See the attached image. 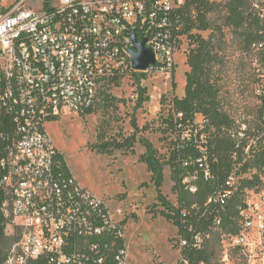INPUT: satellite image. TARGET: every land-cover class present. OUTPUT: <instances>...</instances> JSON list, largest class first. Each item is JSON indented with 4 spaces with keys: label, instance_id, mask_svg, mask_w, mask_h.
Masks as SVG:
<instances>
[{
    "label": "built area",
    "instance_id": "built-area-1",
    "mask_svg": "<svg viewBox=\"0 0 264 264\" xmlns=\"http://www.w3.org/2000/svg\"><path fill=\"white\" fill-rule=\"evenodd\" d=\"M190 1L61 0L33 8L35 0H0V232L14 239L3 264H130L126 217L81 185L47 124L94 107L106 79L172 77ZM254 9L264 17L259 2ZM134 35L155 54L144 72L133 68ZM231 194L209 203L225 204ZM248 209L241 234L227 239L254 253L246 234L256 230L263 239L264 216H247Z\"/></svg>",
    "mask_w": 264,
    "mask_h": 264
},
{
    "label": "rangeland",
    "instance_id": "rangeland-1",
    "mask_svg": "<svg viewBox=\"0 0 264 264\" xmlns=\"http://www.w3.org/2000/svg\"><path fill=\"white\" fill-rule=\"evenodd\" d=\"M14 1V0H12ZM46 1L56 5L61 0H35L33 8H39ZM259 2L264 11V0ZM264 13V12H263ZM225 14V11L222 12ZM212 15V17H216ZM222 21H220L221 23ZM225 42L218 51L219 63L212 67V77L220 86L222 110L236 121V131H247L250 137L262 134L261 107L264 97V55L263 49L253 44L246 49L242 31L225 27ZM211 32L202 33L208 38ZM182 48L176 54V72L172 77L147 75L142 86L147 89L148 101L138 107L139 93L135 75L128 74L117 83L101 85L94 113L66 112L60 118L50 121L47 130L63 160L69 166L81 185L94 195L104 199L112 211L126 217V245L130 264H179L182 260L181 237L179 230L163 216L165 209L158 201V193L152 183V175L142 162L145 147L139 142L145 138L158 151L163 163L170 158V143L178 134H164L167 119L175 97L183 98L186 88V73L190 71L187 56L190 40L184 37ZM105 84V83H104ZM105 93L110 96L105 99ZM201 125L203 118L197 117ZM134 124L140 129L136 131ZM144 128L146 130L142 131ZM136 134L138 142L135 154L127 155L115 151L112 155L99 154L94 148L112 140L122 141ZM190 137L189 132L184 137ZM253 173L238 174L234 177L236 185ZM263 185L258 190L246 193L249 209L247 216H264ZM171 169L164 166L163 195L173 205L178 206V197L173 191ZM224 238V237H223ZM252 249H234V243L225 239L221 243L220 264H264V251L260 234L252 230L246 234ZM11 243L6 246V250Z\"/></svg>",
    "mask_w": 264,
    "mask_h": 264
},
{
    "label": "trees",
    "instance_id": "trees-1",
    "mask_svg": "<svg viewBox=\"0 0 264 264\" xmlns=\"http://www.w3.org/2000/svg\"><path fill=\"white\" fill-rule=\"evenodd\" d=\"M216 13V17H212ZM181 15V36L187 37L191 46L187 56L190 71L186 73L184 97L173 99L169 115L163 120L166 127L164 134L174 133L178 136L170 143V158L166 163L161 161L151 142L141 138L139 142L146 149L142 162L152 175L158 201L165 209L163 216L178 228L180 242H188L187 246L181 243L182 260L179 264H220L222 240L239 236L243 229L241 213L248 209L247 191L258 190L263 185L264 131L254 135V138L247 131L243 132V136L236 131L235 119L222 110L220 86L211 72L220 60L218 51L225 42V27L235 31L244 29L242 37L245 48L256 44L263 49L264 55V17L254 9L252 0H192L182 9ZM208 31L211 32L210 36L204 38L202 33ZM134 75L138 83V107H141L149 100L146 97L147 89L141 84L147 75ZM120 78L106 79L102 85L117 83ZM109 96L105 93L104 98ZM262 101L264 123V97ZM93 108L83 113L93 114ZM198 116L203 118L201 125L197 121ZM134 126L139 132L138 126ZM188 132L190 137H184ZM137 142V135L134 134L122 141L98 144L94 149L102 155H112L115 151L133 155ZM165 164L171 169L178 206L168 201L162 193ZM206 169L211 173L210 178L205 176ZM248 173H253L251 178L242 179L233 187L228 185L230 177ZM191 187H195L196 191L192 192ZM225 191L232 192L225 204L209 203L211 197ZM196 237L201 238L200 243ZM13 240L0 232V264L5 261L8 248H4ZM234 249L239 251L241 248Z\"/></svg>",
    "mask_w": 264,
    "mask_h": 264
},
{
    "label": "water",
    "instance_id": "water-1",
    "mask_svg": "<svg viewBox=\"0 0 264 264\" xmlns=\"http://www.w3.org/2000/svg\"><path fill=\"white\" fill-rule=\"evenodd\" d=\"M136 52H132L133 68L144 72L156 62L155 54L151 48H146L147 40L138 43L136 35L133 36Z\"/></svg>",
    "mask_w": 264,
    "mask_h": 264
}]
</instances>
